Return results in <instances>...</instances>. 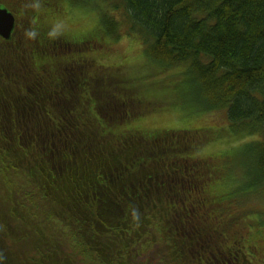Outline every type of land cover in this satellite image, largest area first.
<instances>
[{"label":"trees","instance_id":"obj_1","mask_svg":"<svg viewBox=\"0 0 264 264\" xmlns=\"http://www.w3.org/2000/svg\"><path fill=\"white\" fill-rule=\"evenodd\" d=\"M67 1L91 6L0 0L16 18L12 38L0 37V264H253L264 221H241L229 191L246 181L241 152L264 188V0H102L97 26L51 37L50 11L67 14ZM102 28L143 43L142 84L120 66L93 71ZM176 96L197 115L225 111L223 136L137 124ZM209 140L227 144L212 167L191 155ZM3 216L29 258L6 246ZM255 234L263 244L249 243Z\"/></svg>","mask_w":264,"mask_h":264},{"label":"rangeland","instance_id":"obj_2","mask_svg":"<svg viewBox=\"0 0 264 264\" xmlns=\"http://www.w3.org/2000/svg\"><path fill=\"white\" fill-rule=\"evenodd\" d=\"M70 1L72 2V0ZM101 1L102 0H89L88 2L85 1V4L91 3V6L89 5L88 7L72 5L69 1H67L69 4H71L68 5L69 8L67 9V14H63L65 10H59L57 13L54 11H50L51 13L49 14L50 17L47 25L49 26V29L58 28L60 30L73 31L75 33L87 32L97 26V23L99 22V15H102L103 11H105V5H103ZM110 32H112V29L102 28V31L100 33L101 35H104L108 38V43L103 44V47H101L96 53H90L97 60V63H99L97 65L92 64L93 71H99L101 69L100 65L102 63H108L109 66H120L121 70H124V74H128L133 78L137 76L142 77V75L150 76V68L145 65H150V63L148 62V59L146 57H141L144 49L143 43H141L140 40L138 42L135 41V39L128 37L122 38L121 41H118L119 39L112 38ZM25 34V31L19 30V34L17 35V37L28 40ZM1 47L2 45L0 46V48ZM1 49H4V47ZM23 58H26L25 53H23ZM162 75L163 74L161 73H157L156 77ZM143 78L144 77L135 81L142 84L144 82ZM187 101L189 102V98L176 96L172 101H170V103H172L174 105L173 107L175 108L170 110L171 107L169 106H158L154 109V112L149 113L152 116L151 118L147 120L145 119L143 122L137 124L146 128L162 127L177 130H190L209 127L204 128L205 133L213 132L215 137L219 135L223 136V134H218L216 133V131H221L225 127H229V120L225 111H210L203 112L200 113V115H197V113L199 112V108L197 107V105H188L187 103H185ZM186 111H191V113L189 115H185L184 112ZM204 134L200 135L201 138ZM246 140L248 139L242 140V142ZM205 143L202 144L198 149H196L191 155L195 156V158L199 159L202 163L208 164V162H210L212 167V158H214L222 151V146H227V144H220L217 142L213 143L210 142V140L207 141L206 144ZM237 162H239V166L241 168V170L238 169V171L240 174H242L244 179L246 178V181L242 188L240 186L231 188V190L229 191V196L233 199L241 200L239 201V204L244 205L241 206V221L253 223V225L259 228V225H261L264 221V188L252 185L254 178L253 176H251V170L249 168V164L246 160L245 154H243L242 152L239 153L237 155ZM216 180L217 177H215V181ZM3 191L4 193L6 192L4 190V186L0 185V192ZM249 198H252L253 200H246ZM17 199H19V201H22V198ZM239 216L240 213L237 215V219L240 221ZM3 218L6 222L9 223L11 231L9 236L11 238L13 237L12 239H8L7 236V240L9 243H7L6 246H9V248H11L15 246L16 243H19V239L22 238V235L18 232L21 227L19 226L18 228H16L15 224H12L8 220V216H3ZM56 225L57 223H53L52 227L57 230L59 229V227H57ZM233 232L234 231L231 229L229 233L225 232V235H231ZM253 239L263 244L262 239L258 234H255V238L252 236L248 237L249 243H256L255 241H253ZM249 243L246 242V247L244 249L245 251H247ZM19 244H21L22 246V249H20L21 252H26L21 255L23 257L22 259L25 260L29 258V249L27 247L25 248L24 243ZM160 247L161 243H158L155 247L152 248V252L149 254H151V256L153 257H158V251ZM62 250L65 252L64 255L66 256L69 251L67 245L63 246ZM257 253L258 251L254 254L256 255ZM262 253L264 254V249H262L261 254ZM260 255L257 258L251 256L253 264L261 263L260 260H257Z\"/></svg>","mask_w":264,"mask_h":264},{"label":"water","instance_id":"obj_3","mask_svg":"<svg viewBox=\"0 0 264 264\" xmlns=\"http://www.w3.org/2000/svg\"><path fill=\"white\" fill-rule=\"evenodd\" d=\"M16 28V18L14 14L5 7H0V37L8 41Z\"/></svg>","mask_w":264,"mask_h":264},{"label":"clouds","instance_id":"obj_4","mask_svg":"<svg viewBox=\"0 0 264 264\" xmlns=\"http://www.w3.org/2000/svg\"><path fill=\"white\" fill-rule=\"evenodd\" d=\"M25 35H26V38H30V39H32V38H35V37H36L37 33H36L35 30H30V31H27ZM49 35H50L51 37H55V36L57 35V30H56V28H53V29L50 31Z\"/></svg>","mask_w":264,"mask_h":264}]
</instances>
